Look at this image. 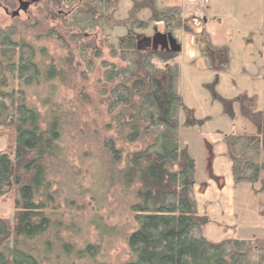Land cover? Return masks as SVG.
<instances>
[{"label":"trees","instance_id":"16d2710c","mask_svg":"<svg viewBox=\"0 0 264 264\" xmlns=\"http://www.w3.org/2000/svg\"><path fill=\"white\" fill-rule=\"evenodd\" d=\"M83 3L85 7H75L74 16L61 18L79 31L75 37L80 42L84 31L104 27L111 8L110 0ZM52 10L54 7H50L54 14ZM167 10L169 15L160 19L165 32L153 41L129 37L119 40L118 48L112 47L111 56L118 58L122 67L102 62L103 80L110 87L100 92L104 113L110 118L103 130L114 135L99 140L96 130L93 143L101 148L97 161L108 196L119 205L126 200L133 221L124 233L128 259L123 264H264V245L258 240L230 238L213 243L204 234L208 220L199 214L195 197V162L180 144L177 59L181 46L174 34L180 27L179 9ZM16 35L13 27L0 29V127L17 131L14 157L0 154V198L16 195L12 219L0 218V264L96 262L100 245L85 243L83 251L75 252L70 236L83 235L82 229L60 213L58 193L51 181L50 173L57 168L69 169L62 145L65 124L71 122L66 123L65 115L54 107L44 125L38 110L27 105L25 91L13 87L15 83L28 88L57 80L60 71L38 62L35 48L18 42ZM195 37L210 53L223 52L204 32ZM81 46L80 58L93 71L91 47ZM94 58H100L99 51ZM224 63L223 68L227 60ZM214 97L229 107L244 103L242 115L257 130L255 134L226 136L233 182L237 186L261 183L264 112L258 111L257 99L247 95L228 100L218 94ZM147 140L150 144L145 148L128 151L129 145ZM100 230L106 231L103 237L118 233L115 227L101 225ZM55 248L64 251L63 263L52 258Z\"/></svg>","mask_w":264,"mask_h":264},{"label":"rangeland","instance_id":"374dc122","mask_svg":"<svg viewBox=\"0 0 264 264\" xmlns=\"http://www.w3.org/2000/svg\"><path fill=\"white\" fill-rule=\"evenodd\" d=\"M81 1V7H84V0ZM182 1L110 0L111 8L106 14L107 22L104 27L84 31L82 42L75 37L79 31L66 25L61 19L63 17L58 18L56 12L52 14L50 7H43L47 13L40 12L41 7H31L26 16L21 15L17 19H10L0 11V29L15 28L16 40L34 47L38 62L41 61L46 68L54 65L61 74L57 80L42 82L40 85L26 88L15 83L13 87H20L25 91L27 105L38 110L44 125L50 119L51 108L54 107L65 115L63 118L66 123L71 122L69 125L65 124L62 145L66 149L64 158L69 169L61 170L59 167L53 170L54 174L50 173L51 181L53 189L58 193L60 213L77 229H82L83 235L70 236L76 244L75 252L83 251L85 243L100 245L96 262L77 260L76 264H123L128 259L124 233L133 226L132 217L126 209V200L122 199V205H119L106 192L108 186L101 179L97 161V157L101 156V148L96 142L93 143V138L96 141V130L99 131V140L107 135H114L113 132L106 133L103 130L110 118L104 113L106 108L102 104L103 96L100 92L104 87H110L103 80L102 62L122 67L118 58L111 56L112 47L118 48L119 40L129 37L153 41L156 35L165 32V24L160 19L169 15L167 9L181 8ZM212 2L210 6L217 7L219 0ZM221 2L231 3L230 0ZM192 15L183 18L184 32L187 29L198 32L202 28L200 19ZM72 16L74 15L70 17ZM139 22L147 23V26ZM211 33L213 44L222 45V39L226 38L225 30L217 28ZM174 34L181 46V54L177 59L181 95L180 144L195 162V197L199 214L208 220L204 234L213 243L230 238L259 239L260 244L264 245L263 225L258 223L248 226L249 219L264 220V214L258 209L256 202L255 205H248L246 202L244 206L233 203V199H238L237 190L245 188L237 189L233 182L232 164L225 143L226 136L249 134L254 126L242 115L241 104L244 103L238 101L239 103L229 107L214 97L218 94L226 99H235L255 95L258 103L264 104V87L260 93L257 85L255 86V82L264 83V70L258 68L257 77L249 69H244L246 74L240 75L243 69L238 72L239 67L243 68L242 65L245 64L244 68H249L247 60L250 56L244 54L242 44L234 45L233 42L230 45L229 67L226 72L220 73L215 69L219 66L216 55L206 49L204 42L193 40L192 33L190 37L180 31V28L175 29ZM83 43L91 47L93 71L80 58ZM257 48L254 45L250 50L255 52ZM96 51L100 52L98 59L94 58ZM217 78L220 83L215 89ZM258 111L264 112V107H260ZM243 112L246 114V111ZM16 139L15 127H0V154L6 153L14 157ZM143 142L129 145L128 151L135 152L150 144L149 140ZM260 197L258 194L256 200ZM15 198L14 194L0 198V218L12 219ZM101 225L115 227L118 233L103 237L102 233L106 231L100 230ZM63 252L55 248L52 258L63 263ZM44 257L48 260L47 253Z\"/></svg>","mask_w":264,"mask_h":264},{"label":"crops","instance_id":"0c3cea01","mask_svg":"<svg viewBox=\"0 0 264 264\" xmlns=\"http://www.w3.org/2000/svg\"><path fill=\"white\" fill-rule=\"evenodd\" d=\"M203 0H183L182 7L179 9V20H180V31H182L186 35H192V39H196L194 35L200 34L204 32L207 37H209L211 44L216 48H222V53H215L217 57V64L220 73L226 72L229 67V54H230V45L234 42V45L242 44L244 54L250 56L249 60V68H244L245 64L242 65L243 68L239 67V71L243 69V72L240 75L246 74L244 69L253 70L252 75L258 76V68L261 71L264 70V0H230L231 3L227 4L226 2H221L219 0L217 7H211L213 4L212 0H207L208 3L204 4ZM216 3V1H215ZM193 14L192 16L196 17L199 14L204 16V20L202 22V28L200 31L196 32L193 29H188V31L184 32L183 24L185 23L184 17ZM214 22V24H212ZM212 24V25H211ZM219 28L221 31L225 30L226 38L222 39V45H215L212 42V30ZM196 32V33H195ZM190 35V37H191ZM228 39V40H227ZM236 39V41L234 40ZM231 40V41H230ZM257 45V51L252 52L250 47ZM235 47V46H234ZM253 54V55H251ZM227 57V59L225 58ZM225 60H227V65L223 68L225 64ZM246 61V59H245ZM254 62V63H253ZM261 75V73H260ZM260 77V76H259ZM263 77V76H261ZM257 80V78H256ZM264 80V78H263ZM219 78L216 80V86L219 84ZM257 85V91L260 93L263 91L264 83L257 84L255 82V86ZM252 97H255L253 95ZM256 98V97H255ZM257 99V98H256ZM228 100V99H227ZM218 101V100H217ZM229 103V102H228ZM234 106V104H232ZM264 107V104H259L257 100V108ZM262 112V111H261ZM256 128L254 126L253 131L249 134H255ZM231 167V165H230ZM261 183H256L254 185H238L237 189L244 187L245 189H239L238 199L237 197L233 199V203H240L242 206L247 202L248 205L257 204L258 209L264 214V172L261 175ZM244 190V191H242ZM254 192V193H252ZM261 195L260 199L256 200L258 194ZM247 198V200H246ZM249 219L248 226H255L258 223L264 228V220L262 218ZM244 223V222H243ZM245 224V223H244ZM260 226V227H261ZM257 240V239H256ZM260 242V240L258 239Z\"/></svg>","mask_w":264,"mask_h":264},{"label":"flooded vegetation","instance_id":"af4514ba","mask_svg":"<svg viewBox=\"0 0 264 264\" xmlns=\"http://www.w3.org/2000/svg\"><path fill=\"white\" fill-rule=\"evenodd\" d=\"M81 0H71L67 2L65 0H0V11L10 19H17L21 15H27L31 7H54L53 12L59 17H68L75 14V7H81ZM69 7L72 8L70 11ZM85 7V6H84ZM66 9V10H65ZM30 18V17H28Z\"/></svg>","mask_w":264,"mask_h":264},{"label":"built area","instance_id":"2783aa9c","mask_svg":"<svg viewBox=\"0 0 264 264\" xmlns=\"http://www.w3.org/2000/svg\"><path fill=\"white\" fill-rule=\"evenodd\" d=\"M204 2L206 3L207 1L205 0Z\"/></svg>","mask_w":264,"mask_h":264}]
</instances>
